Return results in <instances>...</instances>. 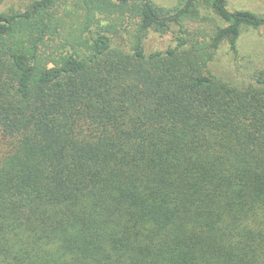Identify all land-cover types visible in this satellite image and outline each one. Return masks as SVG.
I'll use <instances>...</instances> for the list:
<instances>
[{"label": "trees", "instance_id": "16d2710c", "mask_svg": "<svg viewBox=\"0 0 264 264\" xmlns=\"http://www.w3.org/2000/svg\"><path fill=\"white\" fill-rule=\"evenodd\" d=\"M6 3L0 264H264V65L249 84L211 70L264 14Z\"/></svg>", "mask_w": 264, "mask_h": 264}, {"label": "rangeland", "instance_id": "374dc122", "mask_svg": "<svg viewBox=\"0 0 264 264\" xmlns=\"http://www.w3.org/2000/svg\"><path fill=\"white\" fill-rule=\"evenodd\" d=\"M7 6L23 9L33 0H6ZM156 5L168 9L174 8L177 0H152ZM228 9L247 10L258 15L264 14V0H226ZM75 23L74 20L67 21ZM206 24V23H205ZM212 25V23H210ZM172 30L175 31L173 27ZM173 44L170 31L165 34L150 32L145 39L148 51L164 50ZM264 65V27L258 30L242 31L238 40L237 53L234 54L227 44H223L211 64V70L229 81H245L252 83L256 73Z\"/></svg>", "mask_w": 264, "mask_h": 264}]
</instances>
